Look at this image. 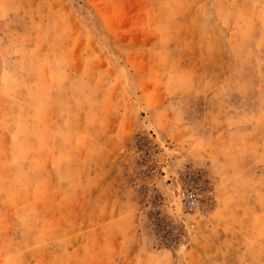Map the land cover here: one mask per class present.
<instances>
[{"label":"rangeland","instance_id":"1","mask_svg":"<svg viewBox=\"0 0 264 264\" xmlns=\"http://www.w3.org/2000/svg\"><path fill=\"white\" fill-rule=\"evenodd\" d=\"M0 264H264V0H0Z\"/></svg>","mask_w":264,"mask_h":264},{"label":"trees","instance_id":"2","mask_svg":"<svg viewBox=\"0 0 264 264\" xmlns=\"http://www.w3.org/2000/svg\"><path fill=\"white\" fill-rule=\"evenodd\" d=\"M145 153H146V155H148V156H152V155H150L149 151H145ZM152 168H153V170H155V171L157 170V169H155V166H153ZM159 172H160L162 175H164V172H163V171L160 170ZM153 198H154V196H151L150 199H149V200H151V204H153Z\"/></svg>","mask_w":264,"mask_h":264}]
</instances>
